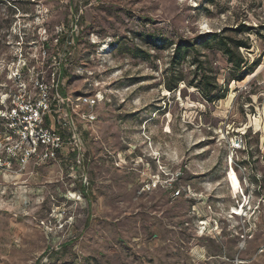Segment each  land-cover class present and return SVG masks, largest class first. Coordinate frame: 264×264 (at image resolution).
I'll use <instances>...</instances> for the list:
<instances>
[{
    "label": "rangeland",
    "instance_id": "374dc122",
    "mask_svg": "<svg viewBox=\"0 0 264 264\" xmlns=\"http://www.w3.org/2000/svg\"><path fill=\"white\" fill-rule=\"evenodd\" d=\"M15 70L95 104L48 115L79 170L67 149L0 170V264H264V0H0V101Z\"/></svg>",
    "mask_w": 264,
    "mask_h": 264
},
{
    "label": "built area",
    "instance_id": "2783aa9c",
    "mask_svg": "<svg viewBox=\"0 0 264 264\" xmlns=\"http://www.w3.org/2000/svg\"><path fill=\"white\" fill-rule=\"evenodd\" d=\"M26 65H22V67ZM23 70V69H22ZM21 72H11L9 80L16 87L14 91L4 93L0 101V120L3 123V141H0V170L8 169L12 164H18L22 168L29 162L35 165L46 163L48 160L56 161L61 153L71 151L75 159L69 166V170L75 172L84 165V151L82 149V138L76 131L74 123L65 118H50L53 104L57 107L72 105L79 113L80 106L92 108L95 100L87 97H76L71 100L59 92L62 84L58 76L51 80L50 85L36 81L33 91L21 84ZM82 119L94 121L93 114L83 113ZM51 121L52 127L48 125ZM53 126L59 127L55 129ZM62 130L70 132L63 134ZM238 145H235L237 148ZM59 158L57 161H60ZM33 164V165H34ZM81 185H88L87 178L81 177Z\"/></svg>",
    "mask_w": 264,
    "mask_h": 264
},
{
    "label": "trees",
    "instance_id": "16d2710c",
    "mask_svg": "<svg viewBox=\"0 0 264 264\" xmlns=\"http://www.w3.org/2000/svg\"><path fill=\"white\" fill-rule=\"evenodd\" d=\"M241 31V30H240ZM211 40H216L218 46L220 47L222 53L227 57L228 63L231 65L232 70L234 73L237 72H243L244 74L239 75L237 77H233L232 81H242L247 75L252 73V70L250 67L245 68L247 63H245L244 59L238 54L239 48H245L249 49V45L246 42L242 41H231L230 43L224 41L222 38H217L216 35H212ZM185 52V47L183 45H177L176 49L174 50L173 57L170 62V66L174 67L176 62L183 58V53ZM203 86L199 85L196 88H199L198 90L203 94L205 99L211 100L210 94L211 90L209 89L211 85L209 82L204 81L202 82ZM215 86V85H214ZM168 89H173L174 86H168ZM222 98V97H219Z\"/></svg>",
    "mask_w": 264,
    "mask_h": 264
},
{
    "label": "bare ground",
    "instance_id": "6f19581e",
    "mask_svg": "<svg viewBox=\"0 0 264 264\" xmlns=\"http://www.w3.org/2000/svg\"><path fill=\"white\" fill-rule=\"evenodd\" d=\"M231 185H232V187L233 188H237V186H238V182H237V179L235 178V177H231ZM71 197H74V195L72 194V195H70ZM239 213V212H238ZM243 214V213H242ZM202 224H204V225H207V222H203Z\"/></svg>",
    "mask_w": 264,
    "mask_h": 264
}]
</instances>
